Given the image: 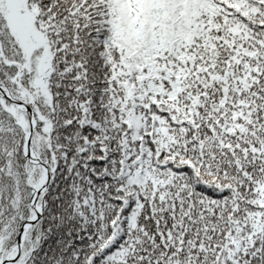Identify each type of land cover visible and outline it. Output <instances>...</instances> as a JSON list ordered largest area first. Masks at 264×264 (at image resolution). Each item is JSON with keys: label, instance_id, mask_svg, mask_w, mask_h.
Wrapping results in <instances>:
<instances>
[{"label": "snow or ice", "instance_id": "obj_1", "mask_svg": "<svg viewBox=\"0 0 264 264\" xmlns=\"http://www.w3.org/2000/svg\"><path fill=\"white\" fill-rule=\"evenodd\" d=\"M0 264H264V0H0Z\"/></svg>", "mask_w": 264, "mask_h": 264}]
</instances>
